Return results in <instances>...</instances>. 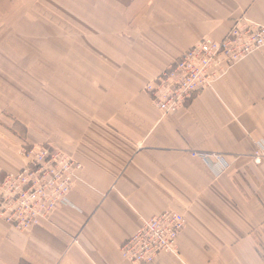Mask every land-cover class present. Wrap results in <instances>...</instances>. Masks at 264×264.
Instances as JSON below:
<instances>
[{
    "label": "crops",
    "instance_id": "1",
    "mask_svg": "<svg viewBox=\"0 0 264 264\" xmlns=\"http://www.w3.org/2000/svg\"><path fill=\"white\" fill-rule=\"evenodd\" d=\"M59 1L71 21L50 23L31 70L0 64V88L38 94L33 140L72 156L81 178L29 232L0 218V264H130L121 244L165 211L186 220L178 258L152 264H264V47L174 114L143 92L202 38L222 41L240 19L264 26V0ZM17 5L0 0V28ZM19 149L0 134L1 175L21 169Z\"/></svg>",
    "mask_w": 264,
    "mask_h": 264
},
{
    "label": "built area",
    "instance_id": "2",
    "mask_svg": "<svg viewBox=\"0 0 264 264\" xmlns=\"http://www.w3.org/2000/svg\"><path fill=\"white\" fill-rule=\"evenodd\" d=\"M264 47V26L240 19L222 41L202 38L172 66L148 82L143 92L161 115L174 114L199 93L212 89L231 68ZM263 149L255 155L260 162ZM19 154L23 166L16 173L0 176V218L10 227L29 232L47 223L60 207L69 205V194L80 181L82 166L62 149L49 144H23ZM207 163L225 170L219 154L194 153ZM185 217L165 211L142 219L137 232L119 251L130 264H152L160 256L178 258V237Z\"/></svg>",
    "mask_w": 264,
    "mask_h": 264
},
{
    "label": "rangeland",
    "instance_id": "3",
    "mask_svg": "<svg viewBox=\"0 0 264 264\" xmlns=\"http://www.w3.org/2000/svg\"><path fill=\"white\" fill-rule=\"evenodd\" d=\"M25 1L18 0L17 12L10 13L9 16L7 14L2 20L6 23L0 28V38L8 39V43L0 45V64L4 70L24 65L27 70L35 67L33 55L48 51L50 31L55 30L50 28V23H63L66 19L71 21L74 16L64 12L59 0H35L34 5L29 7V2ZM46 64L47 60L41 61L40 67H47ZM29 90L18 94L15 87L10 86L3 92L2 87L0 88V134H7L10 147L15 149L23 144H42L33 140V102L38 94H33L31 87Z\"/></svg>",
    "mask_w": 264,
    "mask_h": 264
}]
</instances>
